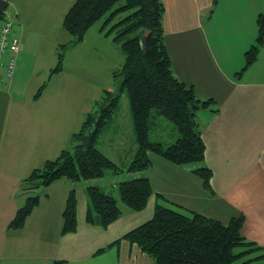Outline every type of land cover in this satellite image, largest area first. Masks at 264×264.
<instances>
[{
  "label": "crops",
  "instance_id": "obj_1",
  "mask_svg": "<svg viewBox=\"0 0 264 264\" xmlns=\"http://www.w3.org/2000/svg\"><path fill=\"white\" fill-rule=\"evenodd\" d=\"M161 1L164 6L162 19L164 45L171 60L173 76L186 85L192 86L197 99L203 101L210 97L213 98L214 104L209 108L199 109L195 113V120L206 145L205 160L202 163H197L195 166H176L156 155L155 157L151 155L150 166L143 171L144 175L140 176L149 181L153 192L145 207L147 208L145 216L151 212L150 206L153 207L154 212L155 206H163V202L174 208L202 213L223 224L241 214L244 218L241 235L262 249L246 256L247 258L255 255V258L247 259L249 262L244 260L246 263L237 264H252L251 262L256 260L264 261V44L255 62L237 76L244 66L242 61L244 53L254 44L257 34L256 18L264 13V0ZM8 2L9 6L11 1ZM19 2L22 8L24 3L29 4L30 1L19 0ZM38 3L51 9V0H38L35 4ZM213 5V10L220 14L221 25L216 37L214 34L212 38H209V31L206 33L204 29L206 26L204 12H211ZM10 14H16L15 21L17 18L21 20L17 10ZM212 17L213 14L209 16L210 19ZM45 28L49 31L46 32ZM45 28L44 32L42 31V37L35 36V43L36 46L44 43L51 49V26ZM14 36L17 37L15 32ZM19 41L21 51L18 56V65L22 61V55L30 40L25 38L26 43L21 39ZM185 47L188 50L186 51L188 59L191 58L193 61L185 72L190 71L192 66L197 69L195 62L207 63L211 72L215 73V75L211 73L215 81L209 86L212 89L202 86L200 88L194 78L185 79L181 74L174 72V60L177 55L186 58L183 54ZM259 63L261 66L257 69L256 65ZM42 69L46 70V67L42 66ZM15 75L7 83L9 88L17 80ZM45 76L46 74L41 73L36 79L40 81ZM215 86L223 88L222 95L217 94ZM106 91L113 93L112 89ZM37 101L38 99H30V97L28 99L27 96V99L23 101L13 99L7 102L4 110L5 119L14 117L17 120L31 119L34 117L29 113H34L40 120V113L36 112L34 106L30 109L26 108L30 102L36 104ZM37 103L40 105V102ZM59 105H64V102ZM10 110L13 111L11 116ZM60 115L57 111H54V114L51 113V126L64 129L60 123L64 119ZM72 133L73 131L70 136ZM37 135H39L38 132L36 135L31 132L25 133V143L37 137L40 141L41 137ZM49 140L51 141L50 136ZM52 140L54 148H51V142H46V144L50 143V146L43 148L46 154L52 153L51 155L57 157L61 151L68 150L71 146V137H56L54 132ZM6 146L14 149L18 147L16 139L9 137ZM28 151L31 150L28 149ZM159 161L167 162L169 165L164 162L158 163ZM157 165L161 167V171L159 168L155 171ZM198 168H206L212 172L211 190L206 189L202 180L193 173ZM9 169L11 168L6 165L5 170L0 171V179H2L0 188L4 189L0 192V264H52L57 260L65 261L64 264H153L150 259L147 261L146 255L142 254L138 248L130 246L125 241L117 247L106 249L101 254H95L96 251L113 243L131 229L128 227L129 221L124 225L125 219L120 221L121 217L106 230L97 223L87 224L85 221L88 209L87 199L84 208L82 206L76 209V231L61 235V214L70 192L68 189H71L70 183L63 181L65 179L55 181L46 187L50 192L51 187L55 188L56 202L50 212L41 211L42 201H39L21 229H7L16 211L25 204L20 194L33 192L39 188L30 190L26 187L25 189L23 185L25 175L15 171L9 177ZM5 172L8 176L4 175ZM176 174L185 177L177 179ZM157 177L170 184V189L167 190L158 184ZM55 184L58 186L55 187ZM18 188L21 192L17 190ZM47 196L49 197L50 193ZM17 199L21 200L19 204ZM44 201L48 202L49 198ZM200 205L206 207L207 212L201 210ZM143 211L128 213L130 215L127 216L132 218L135 213L138 215ZM51 212L55 221L57 238L52 236L51 239H47L45 237L48 233L44 230V223L51 218ZM38 261L40 262L37 263Z\"/></svg>",
  "mask_w": 264,
  "mask_h": 264
},
{
  "label": "trees",
  "instance_id": "obj_2",
  "mask_svg": "<svg viewBox=\"0 0 264 264\" xmlns=\"http://www.w3.org/2000/svg\"><path fill=\"white\" fill-rule=\"evenodd\" d=\"M9 1V0H7ZM121 6L115 7L116 4ZM8 6L6 7V9ZM2 13L0 21L6 18L11 23L10 39L14 36V17L7 11ZM164 6L161 0H75L65 13L62 30L71 41L57 47V62L51 74L62 71L64 51L72 45L82 42L83 37L96 22L106 17L101 28L113 23L111 31L116 32L112 38L119 42L124 53V62L120 70L121 84L116 93L104 92L105 97L97 113H88L79 130L71 137V147L63 150L52 160H46L41 168L33 169L23 180L26 189L39 186L48 187L55 181L94 180L103 177L105 170L118 173L116 165L97 148L101 131L111 123L120 94L126 93L132 117L136 141V152L127 172L138 173L146 170L151 160L149 154L156 155L176 166L202 163L205 156V144L201 138L195 113L199 109L209 108L212 99H197L192 86L179 81L172 74L171 60L164 45L163 19ZM257 34L254 44L244 53V66L237 76L251 66L257 59L264 44V13L256 18ZM143 30L148 36L142 46L139 39ZM10 79L0 76V84L6 85ZM44 85L39 88L35 99L39 97ZM153 110L173 123L178 138L166 149L161 144L149 142L148 131ZM211 190L212 172L206 168L193 171ZM119 201L130 211L140 212L148 203L153 192L145 178L120 182L117 184ZM88 209L85 214L87 224L97 223L107 229L121 215L117 201L111 195L103 193L97 186L86 189ZM37 196L28 197L20 207L7 229H21L26 218L38 205ZM77 200L74 191H70L61 214V235L74 233L77 228ZM243 215L238 214L223 224L219 220L181 208H168L156 205L152 217L125 233L119 239L95 254H101L110 247H117L122 241L135 246L146 255L153 264H237L249 254L262 248L247 241L241 235ZM236 249H242L235 252ZM54 261L52 264H64Z\"/></svg>",
  "mask_w": 264,
  "mask_h": 264
},
{
  "label": "rangeland",
  "instance_id": "obj_3",
  "mask_svg": "<svg viewBox=\"0 0 264 264\" xmlns=\"http://www.w3.org/2000/svg\"><path fill=\"white\" fill-rule=\"evenodd\" d=\"M10 1L11 3L6 11L12 13L17 10L20 16L19 18L21 19L19 20L17 18L15 21L14 18V32L19 40H23L24 43H26L25 38L30 41L28 42V47L25 53L22 55L20 65H18V58L16 60L17 74L15 75V78H17V80H15V83L11 88H9V84H6L5 86L0 84V171L5 170L7 165L11 168L8 171L9 177L15 171L22 172V175L27 177L33 169L41 168L46 160L56 158V156L51 155L52 153L46 154L43 150V148L45 149L50 146V143L46 144V142H51V148H54V141L52 140L54 132L56 137H72L74 132L76 133L79 130L86 114L97 113L100 109L105 97L104 92H107L106 90L108 89H112L113 93L118 91L122 80L120 70L125 56L121 50L120 43L112 40L116 32L111 31L110 36L108 37H106L105 33L110 30L115 22L126 16V14L117 17L113 23L107 24L103 31H101V28L104 25L107 16L96 22L88 31H86L82 42L69 46L64 51V61L61 71L63 72L64 70L63 74H61V72L58 74H51V70L55 68L57 62L56 47L68 44L71 40V37L62 30L61 25L65 13L75 0H51V9L43 6L41 3L35 4L38 0H25L26 2H30L29 4L24 3L22 8L20 7L21 2H19V0ZM121 5L122 3L116 4L114 8ZM213 7L214 5L210 10L211 12L207 11V13L209 12L208 14L204 12V22L206 25L204 26V29L206 33L209 31V38H212L214 34L216 37L217 31L221 25L220 14L218 11L213 10ZM212 14L213 17L210 19L209 16ZM10 15L12 16L13 14ZM46 26H51V49H49L44 43L37 46L35 43V36L42 37V31L44 32ZM48 31L49 29L46 30V32ZM19 51H21L20 42ZM186 51L188 50L185 47L183 49V54L186 55V58L177 55V58L174 60V72L181 74L185 79L194 78L197 86L200 88L201 86L205 88L214 84L215 81L211 73H213V75H215V73L211 72L207 63L199 64L195 62L194 65H196L197 69H194L192 66L190 71L185 72L188 66H191V63L193 62L191 58L188 59ZM242 61H244V58ZM198 64L199 66H197ZM42 66H45L46 70H43ZM260 66L261 64L259 63L256 65V68L259 69ZM41 73L46 74V76L38 81L36 77ZM43 85L44 89L39 97L36 98L38 99L37 102H40V105H38L37 102L36 104L35 102H30V104L26 105L27 109H30L33 106L36 108V112L40 113V120L34 113H29V115L34 117L31 119L17 120L15 117L12 119H5L4 110L7 102L13 99L23 101L27 99V96L28 99L29 97L30 99L34 98L39 88ZM215 87L217 94L222 95L223 88L218 86ZM209 89H212V87H209ZM113 93L111 92L110 94ZM208 99L213 100V98L210 97L205 100ZM63 102L64 105H59ZM212 105L213 104L210 106ZM54 111L61 114L60 117L64 119L63 122H60L64 129L51 126V113L54 114ZM9 115H13V111H11ZM72 131L73 133L70 136ZM30 132L35 135L36 132H38L39 135L37 136L41 137V140L39 141L38 137L31 138L28 143H25V133ZM49 136L51 137V141L49 140ZM9 137L16 139L18 147H15L14 149L13 147L8 148L6 146ZM177 138L178 135L175 125L157 114L156 110H153L148 131L149 142L159 143L163 149H166L173 144ZM97 148L104 156L116 165L119 170L117 174H114L111 170H105L103 177L99 179L87 181L82 179H80V181H63L70 183L69 185L71 186V189L68 190L74 191L76 200H78L77 208H81L82 206L84 208L85 200L87 199L86 189L90 185H96L103 193L111 195L116 199L117 205L121 210L120 221H124L123 219H125L124 225L129 221L128 227L132 230L152 217L153 207L150 206L149 209L151 212L148 216L147 214L145 216L147 208H144L145 210H142L143 212L140 214L137 215V213H135L132 218H128L127 215L134 212L130 211L119 201L117 193L116 187L118 183L140 179V176L144 175L143 171L142 173H128L126 171L136 152L132 117L126 93L120 94L117 109L111 116V123L101 131V135L97 142ZM28 149L31 151H28ZM151 155L153 154L148 155L149 158ZM153 157L155 156L153 155ZM161 162L164 161H159L158 163ZM164 163L169 165L167 162ZM190 165L195 166V164ZM158 168L161 171L159 165H157L155 171ZM8 174L7 172L4 173V175L7 176ZM183 177H181L180 174H176L177 179ZM1 180L2 179H0V181ZM156 182L167 190L170 189V184L160 180L158 177ZM54 186L57 187L58 184H55ZM3 190L4 189L0 188V192ZM17 190L21 192L19 188ZM54 190L55 188L51 187L50 192L48 188L39 186V188L33 192L20 194V197L23 198L22 202H25V199L27 198L26 196H38L39 201H42L40 206L41 211L47 213L55 206L56 200L54 199ZM48 193H50L49 197L47 196ZM47 198H49V201L45 202L44 200ZM17 200L19 204L21 200ZM163 206L174 208L166 202H163ZM199 208L204 210V212H207L205 210L206 207L200 205ZM201 215L203 214L201 213ZM52 217L51 212V218L44 223V230L48 233L45 237L47 239H51L52 236L57 238L54 225L55 221ZM240 250L242 249H236L235 252H239ZM253 258H255V255L243 260ZM146 259L149 261L148 257ZM39 262L40 261L37 263ZM251 263L264 264V261L256 260Z\"/></svg>",
  "mask_w": 264,
  "mask_h": 264
},
{
  "label": "built area",
  "instance_id": "obj_4",
  "mask_svg": "<svg viewBox=\"0 0 264 264\" xmlns=\"http://www.w3.org/2000/svg\"><path fill=\"white\" fill-rule=\"evenodd\" d=\"M11 23L6 18L0 21V76L11 78L16 67L19 42L10 39Z\"/></svg>",
  "mask_w": 264,
  "mask_h": 264
},
{
  "label": "water",
  "instance_id": "obj_5",
  "mask_svg": "<svg viewBox=\"0 0 264 264\" xmlns=\"http://www.w3.org/2000/svg\"><path fill=\"white\" fill-rule=\"evenodd\" d=\"M7 1L6 0H0V17H1V14L3 12V10H5V8L7 7ZM148 36V31L147 30H143L142 33H141V36H140V43L141 45L143 46L145 41H146V38Z\"/></svg>",
  "mask_w": 264,
  "mask_h": 264
}]
</instances>
